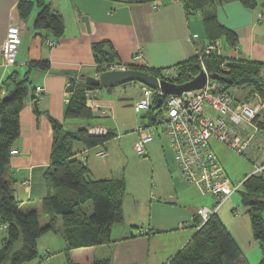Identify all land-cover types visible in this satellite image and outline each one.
I'll return each instance as SVG.
<instances>
[{
	"label": "crops",
	"instance_id": "crops-1",
	"mask_svg": "<svg viewBox=\"0 0 264 264\" xmlns=\"http://www.w3.org/2000/svg\"><path fill=\"white\" fill-rule=\"evenodd\" d=\"M45 1L54 11L60 12L65 21L63 36L58 39L49 37L58 41L53 48L46 43L47 37L39 34L34 28V20L40 7L35 10L34 5L31 16L23 21L19 12L21 0H0V95L7 91L3 86L11 74L24 76L33 61L46 60L50 63L47 70L33 69L30 72L31 89L20 112V136L13 147L18 153L11 155L9 164L13 181L12 192L20 208L24 211L37 210L42 226L50 220L43 210V200L56 192L44 176L51 163L54 145L51 119L58 120L71 130L85 125L89 128L104 126L116 133L114 127L104 123L105 118H115L116 112L111 100L105 96L100 98V88L90 91L96 98V106L91 108L95 114V118L90 121L92 123L66 118L71 99V93L67 92L69 80L74 79L77 86L82 80H86L87 76L97 74L94 45L108 42L117 61L128 66H132L133 54L141 50L145 54L144 60L137 66L164 69L194 58L197 49L210 42L202 10L188 13L183 0ZM34 2L36 3V0ZM215 9L220 22L238 35V45L228 46L227 55L223 53L221 41L218 42L222 54L229 58L264 62V0H258L257 7L253 9L245 7L238 0L218 4ZM83 16L89 19L90 30L82 20ZM11 24L21 28L22 43L17 52L16 63L5 66L2 47L8 26ZM40 85L44 86L46 91L41 99L35 100L32 96L33 89ZM235 93L243 99L247 95L244 90H236ZM244 127L252 131L249 125ZM116 135L118 136L117 133ZM161 137L166 160L161 158V164L160 158H156L157 166L154 167L153 176L156 178L163 174L165 185L156 183L150 197L143 201L135 200L129 208L126 206L125 194L123 224L113 226L111 242L108 243L69 249L63 221L61 216H58L57 231H48L42 235L43 248L47 250L44 251L43 264H49L57 257L59 262L56 264H70V261L73 264H92L95 259H111V264H167L186 245L197 230L196 218L199 217L200 205L197 207L189 197V192L195 189V185L183 177L174 160L168 139ZM112 139L91 148L74 143L73 149L76 158L89 166L94 179L125 181V178L114 175L117 167L113 169L112 166L114 156L109 147ZM258 139L261 140V149L248 157L253 161L254 169L245 175L244 179L252 175L257 166L264 165V131L258 133ZM103 149L107 155H97V152ZM259 174H264V171ZM199 191L204 194L200 189ZM240 201L242 206L232 202L223 204L218 215L238 242L249 264H261L263 247L255 239L250 215L241 199ZM39 210H42L48 219L43 224ZM6 227L0 226V231L4 233L2 245L7 236ZM49 233L54 234L52 236Z\"/></svg>",
	"mask_w": 264,
	"mask_h": 264
},
{
	"label": "trees",
	"instance_id": "trees-1",
	"mask_svg": "<svg viewBox=\"0 0 264 264\" xmlns=\"http://www.w3.org/2000/svg\"><path fill=\"white\" fill-rule=\"evenodd\" d=\"M183 1L188 13L202 10L210 43H218L225 38L228 46L238 45L237 33L220 22L215 9L218 4L235 0ZM238 1L249 9L258 5V0ZM36 3L40 11L34 20L35 30L47 38L62 37L65 32L63 15L54 11L45 0H36ZM34 5V0H21L19 12L23 21L30 17ZM108 45L106 41L94 45L97 73L102 72L106 64L119 62ZM205 63L212 78L225 83L227 89L246 91L245 99L248 101L252 95H259L260 100H264V77L260 75L264 62L229 58L214 52L205 57ZM29 66L22 77L18 73L11 74L3 86L7 91L0 95V222L7 226V236L0 247V264H23L37 258L38 240L48 231H57L58 216L62 218L69 249L111 242L113 226L124 221L125 181L94 179L89 166L76 158L73 149L74 143H81L88 148L103 144L116 137V133L108 128L106 134H90L86 125L76 130L66 129L54 118L51 119L54 130L52 159L44 173L56 189L55 193L43 200V210L50 220L42 226L37 210L24 211L20 208L12 192L13 181L9 172L12 149L20 136V112L31 89L30 72L33 69L47 70L50 63L46 60L33 61ZM175 66L179 70V76L174 80L176 84L189 82L202 71L197 56ZM132 67L155 76H159L163 70L136 65ZM98 88L102 87L90 86L86 80L73 88L66 118L92 121L95 114L87 105V92ZM143 117L151 119L153 116L149 111ZM255 122L264 129V109ZM238 192L250 215L253 235L261 243L264 252V174L250 175ZM90 201L92 206L87 205ZM198 216L196 232L167 264H249L243 250L218 214L212 215L204 223L201 216ZM70 264L73 263L70 261ZM92 264H111V259H95ZM261 264H264V253Z\"/></svg>",
	"mask_w": 264,
	"mask_h": 264
},
{
	"label": "built area",
	"instance_id": "built-area-1",
	"mask_svg": "<svg viewBox=\"0 0 264 264\" xmlns=\"http://www.w3.org/2000/svg\"><path fill=\"white\" fill-rule=\"evenodd\" d=\"M22 31L16 24L8 26L6 38L2 47V55L5 66L16 63L19 46L22 43ZM46 43L55 47L58 41L47 38ZM216 52L221 55V45L208 43L203 48L197 49V57L202 68L207 74L205 85L197 90L186 91L180 95L166 94L159 86L153 89L143 85L140 98L135 104L137 112L151 111V119L141 123L137 128V139L134 148L141 157L147 156V144L155 140L156 133L168 139L173 151L174 160L183 175L191 184L197 186L204 194L214 197L212 207L202 206L198 214L206 222L212 215L218 214L221 206L230 197L239 191L243 182L233 181L229 178L219 156L212 146V140L216 139L237 153L250 157L261 149V140L258 133L264 131L256 122L257 116L264 109V101L245 100L240 98L235 90L227 89L225 83L212 78L205 63V57ZM141 50L132 56L133 65H139L144 60ZM96 66V65H95ZM131 66L120 62L106 64L102 72L125 70ZM133 68V67H132ZM102 72L97 73L99 76ZM264 77V70L260 72ZM179 76L176 66L164 68L162 73L156 75L159 82L162 80L176 83L174 80ZM75 80L67 83V92L76 87ZM44 86H36L33 89V97L39 100L44 96ZM95 94L87 92V105L91 108L96 106ZM249 125L252 131L244 126ZM161 126V130L159 129ZM90 134H106L108 128L104 126H92ZM18 153L12 149V154ZM99 156H106L103 149L97 152ZM264 171V165L257 166L253 174ZM252 174V175H253ZM4 224L0 222L2 227Z\"/></svg>",
	"mask_w": 264,
	"mask_h": 264
},
{
	"label": "rangeland",
	"instance_id": "rangeland-1",
	"mask_svg": "<svg viewBox=\"0 0 264 264\" xmlns=\"http://www.w3.org/2000/svg\"><path fill=\"white\" fill-rule=\"evenodd\" d=\"M262 2V0H260ZM35 10H39V6L35 3ZM34 10V12H35ZM31 16V15H30ZM29 29V28H28ZM221 43L223 45V53L227 55L228 44L225 38H222ZM143 83L138 81L127 82L123 84H118L112 87L100 88L98 93L100 96L107 97L111 100L114 105V110L116 112L115 118H105L104 123L111 125L115 128L118 136L112 139L109 143L110 151L114 158L112 159L113 169L117 167L114 175L117 177H123L126 181L127 193H126V206L129 208L131 204H134L135 200H145V198L150 197V193L154 185L161 184L165 185V178L163 174H159L156 178L153 176L154 167L157 166L156 158H165L166 152L161 146L163 138L156 133L155 140L147 144V156L141 157L137 151L134 149V142L137 138L136 128L143 122H148V118L143 117L145 111L137 112L135 110V104L141 96ZM260 100L259 95H252V100ZM68 129V127H65ZM161 130V126L159 128ZM212 146L215 152L218 154L223 166L225 167L228 175L233 181H240L244 179L245 175L253 171V161L251 162L248 157L243 156L236 151L230 149L224 143L213 139ZM166 160V158H165ZM164 161V160H163ZM162 164V160L160 162ZM165 163V161H164ZM166 164V163H165ZM117 172V173H116ZM194 190L189 192V197L192 198V202L200 205L212 207L215 203L214 197L212 195H204L195 186ZM241 195L239 192L234 193L228 201L234 204L241 205ZM88 206L92 205L90 201ZM243 209V208H242ZM130 211V210H129ZM245 211V208H244ZM41 223L47 222V217L44 215L42 210H39ZM219 214V213H218ZM123 224L117 223V225ZM59 226L61 223L59 222ZM53 236L54 233H49ZM4 233L0 231V246H2V237ZM39 256L31 261L25 262L23 264H43L44 251L43 248V236L39 240ZM59 262L57 257L55 260L51 261L49 264H56ZM63 264V263H62Z\"/></svg>",
	"mask_w": 264,
	"mask_h": 264
},
{
	"label": "water",
	"instance_id": "water-1",
	"mask_svg": "<svg viewBox=\"0 0 264 264\" xmlns=\"http://www.w3.org/2000/svg\"><path fill=\"white\" fill-rule=\"evenodd\" d=\"M82 20L86 23L88 30H90L89 19L86 16H83ZM206 80L207 74L204 71H201L198 76L184 84H176L165 80L159 82L155 75L139 68L106 71L101 73L99 76L86 77V83L90 86L112 87L118 84L138 81L144 85L150 86L153 89H157L161 86V89L166 94L175 95H180L186 91L200 89L205 85ZM35 104L37 105V102H35Z\"/></svg>",
	"mask_w": 264,
	"mask_h": 264
}]
</instances>
